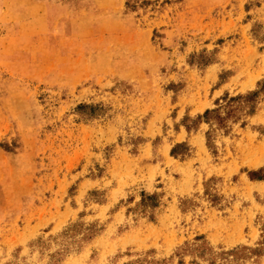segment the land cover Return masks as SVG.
I'll return each instance as SVG.
<instances>
[{"label": "rangeland", "instance_id": "obj_1", "mask_svg": "<svg viewBox=\"0 0 264 264\" xmlns=\"http://www.w3.org/2000/svg\"><path fill=\"white\" fill-rule=\"evenodd\" d=\"M0 264H264V0H0Z\"/></svg>", "mask_w": 264, "mask_h": 264}]
</instances>
